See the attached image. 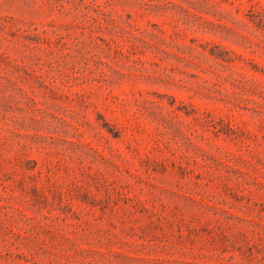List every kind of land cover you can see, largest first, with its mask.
Here are the masks:
<instances>
[{
	"label": "rangeland",
	"instance_id": "rangeland-1",
	"mask_svg": "<svg viewBox=\"0 0 264 264\" xmlns=\"http://www.w3.org/2000/svg\"><path fill=\"white\" fill-rule=\"evenodd\" d=\"M0 264H264V0H0Z\"/></svg>",
	"mask_w": 264,
	"mask_h": 264
}]
</instances>
